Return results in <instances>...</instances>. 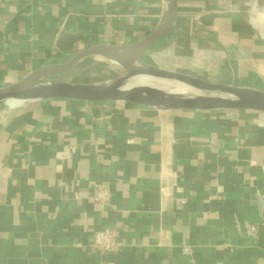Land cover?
<instances>
[{"label": "crops", "instance_id": "obj_1", "mask_svg": "<svg viewBox=\"0 0 264 264\" xmlns=\"http://www.w3.org/2000/svg\"><path fill=\"white\" fill-rule=\"evenodd\" d=\"M166 3L0 0V88L65 63L66 34L80 35L73 51L143 40ZM262 15L264 0H175L145 60L264 92ZM92 62L112 66L78 65ZM69 72L50 78L77 81ZM103 229L120 243L107 253L92 244ZM0 264H264V114L63 99L0 110Z\"/></svg>", "mask_w": 264, "mask_h": 264}, {"label": "water", "instance_id": "obj_2", "mask_svg": "<svg viewBox=\"0 0 264 264\" xmlns=\"http://www.w3.org/2000/svg\"><path fill=\"white\" fill-rule=\"evenodd\" d=\"M160 25L143 40L127 45H94L73 51L79 34L59 37L57 46L70 53L63 64L42 67L14 84L0 88V110L44 100L63 99L80 102H127L155 111H232L264 114V92L208 82L201 78L169 71L148 63L145 58L162 48L156 45L170 35L175 22V0H166ZM96 60L122 69L119 77L101 82L58 80L79 63ZM139 80L152 85H140ZM169 87L183 92L167 91Z\"/></svg>", "mask_w": 264, "mask_h": 264}, {"label": "rangeland", "instance_id": "obj_3", "mask_svg": "<svg viewBox=\"0 0 264 264\" xmlns=\"http://www.w3.org/2000/svg\"><path fill=\"white\" fill-rule=\"evenodd\" d=\"M121 68L116 66H107L101 63H83L75 70L66 74V78L75 77L79 82H99L102 80L113 79L122 75Z\"/></svg>", "mask_w": 264, "mask_h": 264}, {"label": "built area", "instance_id": "obj_4", "mask_svg": "<svg viewBox=\"0 0 264 264\" xmlns=\"http://www.w3.org/2000/svg\"><path fill=\"white\" fill-rule=\"evenodd\" d=\"M109 191L105 185H96L92 192V199L94 202L105 205L109 201ZM93 246L102 253L111 251L114 247L120 245L117 241L114 231L109 229H103L96 231L92 236Z\"/></svg>", "mask_w": 264, "mask_h": 264}, {"label": "bare ground", "instance_id": "obj_5", "mask_svg": "<svg viewBox=\"0 0 264 264\" xmlns=\"http://www.w3.org/2000/svg\"><path fill=\"white\" fill-rule=\"evenodd\" d=\"M260 20V19H259ZM262 21H264V16L262 15ZM138 83L140 85H152L153 83L148 80H139ZM170 90L171 92H183L182 88L179 87H169L167 91Z\"/></svg>", "mask_w": 264, "mask_h": 264}]
</instances>
